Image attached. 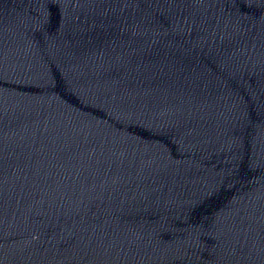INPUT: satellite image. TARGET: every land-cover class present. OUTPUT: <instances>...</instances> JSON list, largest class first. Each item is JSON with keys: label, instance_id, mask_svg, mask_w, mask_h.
Returning a JSON list of instances; mask_svg holds the SVG:
<instances>
[{"label": "water", "instance_id": "95a60500", "mask_svg": "<svg viewBox=\"0 0 264 264\" xmlns=\"http://www.w3.org/2000/svg\"><path fill=\"white\" fill-rule=\"evenodd\" d=\"M0 264H264V0H0Z\"/></svg>", "mask_w": 264, "mask_h": 264}]
</instances>
